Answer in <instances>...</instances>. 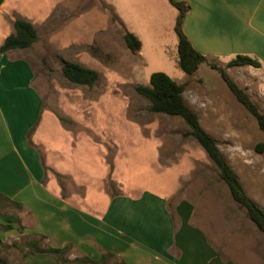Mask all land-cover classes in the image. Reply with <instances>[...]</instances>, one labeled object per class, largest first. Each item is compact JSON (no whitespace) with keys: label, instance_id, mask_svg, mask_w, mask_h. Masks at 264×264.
Segmentation results:
<instances>
[{"label":"rangeland","instance_id":"obj_1","mask_svg":"<svg viewBox=\"0 0 264 264\" xmlns=\"http://www.w3.org/2000/svg\"><path fill=\"white\" fill-rule=\"evenodd\" d=\"M162 4L6 0L4 10L10 17L32 20L38 34L23 55L32 65V85L43 101L30 144L40 154L46 182L56 184L75 207L85 206L86 197L103 205L98 192L112 197L145 191L169 196L175 191L171 204L182 198L193 201L194 224L224 259L264 264V235L234 202L204 149L185 136L188 126L179 117L152 114L149 101L136 92L137 86H149L157 72L187 83L185 101L217 141L248 196L264 210V146L258 149L264 145V133L209 65L200 64L192 77L177 67L178 11ZM123 27L140 36V52L127 48ZM63 62L97 71L98 82L93 87L71 83L62 74ZM233 75L264 112V85L248 74ZM0 196L2 264H26L28 244L48 246L40 235L22 229V210ZM8 216L19 222H7Z\"/></svg>","mask_w":264,"mask_h":264},{"label":"crops","instance_id":"obj_2","mask_svg":"<svg viewBox=\"0 0 264 264\" xmlns=\"http://www.w3.org/2000/svg\"><path fill=\"white\" fill-rule=\"evenodd\" d=\"M177 1L191 7L183 30L195 50L224 68L240 55L256 59L258 69L233 67L227 72L251 75L264 85V0ZM5 2L0 0V45L14 33L16 19L4 10ZM24 51L0 54V195L6 203L22 205L24 231L44 236L50 248L69 247L70 261H99L109 253L123 264H236L224 259L194 224L192 200L171 204L175 191L169 196L145 191L112 197L98 192L103 205L86 197L85 206L78 208L56 184L46 182L40 154L30 144L43 101L33 88L34 71ZM36 256H26V264H59L53 255Z\"/></svg>","mask_w":264,"mask_h":264},{"label":"trees","instance_id":"obj_3","mask_svg":"<svg viewBox=\"0 0 264 264\" xmlns=\"http://www.w3.org/2000/svg\"><path fill=\"white\" fill-rule=\"evenodd\" d=\"M168 1L178 11L175 25V32L178 37L177 67L185 74L192 77L196 74L200 64L206 63L209 65L212 70L219 73L229 91L256 120L259 129L264 133V112L260 110L249 94L241 88L227 72V68L232 67L248 66L258 69L261 67L260 62L249 56L240 55L230 61L227 67L224 68L215 60H209L206 56L195 50L189 38L184 33V21L191 9L188 2L177 0ZM116 19L117 17L115 16L114 20ZM37 41L38 34L34 25L22 19H15L14 33L9 35L0 45V54H4L11 50L30 49ZM124 41L131 52H140L141 42L134 34L125 30ZM61 70L63 76L76 85L93 87L99 80L97 71L83 67L77 63L63 62ZM186 86L187 83L178 84L166 74L157 72L151 75L149 86H137L136 92L149 101V110L152 114H162L181 118L189 128L185 136L195 139L204 149L210 160L217 167L220 178L228 187L234 202L245 209L248 219L258 231L264 235V210L248 196L239 176L220 151L217 141L202 128L198 114L185 101L183 94L186 90ZM263 146L262 144L259 145V151H262ZM8 202L17 209H22L21 204L9 200ZM6 220L9 223L19 222L17 218L11 216L6 217ZM3 228L5 231L12 229L11 226H3ZM40 238V241L46 240L44 236H40ZM28 245L29 251L23 255L24 259L28 255H53L56 257L59 264H123L114 255L109 253L104 254L99 261H93L86 257L70 261L68 256L71 249L69 247L64 249L50 247L41 248L39 241L32 242ZM2 263L3 260L0 255V264Z\"/></svg>","mask_w":264,"mask_h":264}]
</instances>
